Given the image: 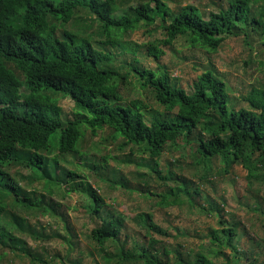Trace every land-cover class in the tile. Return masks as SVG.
<instances>
[{
  "label": "trees",
  "instance_id": "trees-1",
  "mask_svg": "<svg viewBox=\"0 0 264 264\" xmlns=\"http://www.w3.org/2000/svg\"><path fill=\"white\" fill-rule=\"evenodd\" d=\"M153 1L152 6L147 0L123 9L114 0H0L1 245L20 248L31 255L6 225L12 230L30 231L36 237H50L11 211L14 201L25 209L40 208L42 214L51 205L29 197L8 174L14 167L26 171L20 178L43 184L48 192L60 190L65 183L66 193L87 199L83 209L93 222L89 237L95 251L108 264H264V260L259 263L260 251L253 250L259 241L249 232V247L243 249L233 244L238 221L233 217L225 219L223 208L210 199H206L207 207L200 208L218 218L220 226L211 228L207 238L218 247L215 255H223L221 263H215L204 251L183 254L176 247H168L159 236L163 238L169 233L151 220L149 212L137 214L144 228L143 236L129 243L128 235L122 234V216L103 210L105 201L92 185L100 179L129 187L118 171L102 173L106 166L97 164L81 147L87 143V135L108 129L109 137L121 139L123 145L146 154L136 165L147 167L160 185L171 183L163 193L154 194L144 187L138 190L159 197L153 204L196 205L193 194H200L198 185L190 191L192 180L172 172V162H167L165 172L158 167L157 159L165 148H186L184 154L192 157L188 162L199 170V180L207 181L212 170L227 172L234 164L245 169V185L254 203L251 209L264 218V195H260L264 188V77L242 96L247 106L235 108L228 83L213 68L198 74L187 91L171 83L165 65L139 68L126 62L138 77L139 88L162 106L161 112L147 111L140 99H123L121 85L129 71L120 74L109 65L111 51L101 46L120 45L134 54L135 48L119 40L116 33L156 22L165 37L143 44L146 53L154 58L163 53L158 43H170L178 35L207 53L216 51L230 37L241 36L242 43L250 46L249 37L255 35L259 39L256 62L264 68V6L253 5L264 0H227L224 6L216 4L208 17L191 4L172 11L163 0ZM80 9H86L89 20L98 22L105 35L101 42L91 40L89 24L81 23L79 16L73 29L65 28ZM131 45L137 47L133 42ZM59 97L72 102L71 118L63 117ZM71 155L69 169L63 162L67 163ZM108 157L110 154L105 155ZM137 175L143 177L146 185L149 173ZM62 219L65 229L71 231L64 216ZM94 261L99 263L96 258Z\"/></svg>",
  "mask_w": 264,
  "mask_h": 264
},
{
  "label": "rangeland",
  "instance_id": "rangeland-1",
  "mask_svg": "<svg viewBox=\"0 0 264 264\" xmlns=\"http://www.w3.org/2000/svg\"><path fill=\"white\" fill-rule=\"evenodd\" d=\"M146 1L114 0L117 6L123 9H127L130 5L144 4ZM163 1L172 11H177L186 4L194 5L199 8L200 14L204 17H208L209 13L216 9V4L224 6L227 2V0ZM261 4L264 6L262 1L253 5L258 7ZM152 5H154V1L150 0V6ZM77 16L81 19V23L89 24L87 30L91 31L92 36L90 38L92 41L101 42L105 38L104 33L99 29L98 22L89 20L91 16L88 14V18L86 9H80L76 16L65 24L67 30H71L77 25ZM156 24L157 22L149 26H140L133 31L116 33L119 40L126 43L130 48H135L134 54L121 48L120 45L114 47L101 45L104 49L111 51L112 58L108 62L109 65L114 66L120 74H127L129 71L123 84H120V93L124 100L140 99L147 105V111L161 112L162 110L160 104L139 88L138 77L129 70V66L126 64V62H132L139 68H156V64L165 65L172 77L171 83L180 85L187 91H190V85L198 74L205 68H213L228 83L229 96L233 106L235 108L247 106L242 96L248 93L253 86H258V82H261L262 77H264V68H260L256 62L259 43L257 36L249 37L250 46L247 45V47L242 43L241 36L226 38L220 43L216 51L207 53L197 46H192L185 36L178 35L170 43H158L163 53L154 58L146 53V47L143 44L148 41H158L165 37L164 30L155 26ZM57 33H60L59 29ZM131 42L137 47L132 46ZM131 58H135V60L133 61ZM58 103L62 107L63 117L71 118L72 114L69 115L72 108L70 99L59 97ZM86 134L90 133L87 132ZM87 136H89L87 143L82 144L81 147L88 151L87 155L95 159L97 164L106 166L101 172L110 173L114 169L118 171L121 179L128 183L129 187H125L120 184L111 185L96 179L92 185L98 189V193L105 201L103 210L122 216L125 224L122 234L128 235L126 239L129 243L135 239L140 240L143 236L144 228L138 220L137 214L149 212L152 215L151 220L169 233L163 238L159 236L168 247L172 249L176 247L183 254L185 252L204 251L210 254L215 263H221L223 255H215V250L218 247L207 238V233L211 228L220 226L217 221L218 218L200 208V205L207 207L206 199H210L223 208L225 219L233 217L235 221H238V235L233 240V244L243 249L249 247L251 240L246 235V232H249L250 236L259 241V245L255 246L256 248L253 250L260 251L259 263L263 262L264 218L259 211L256 212L251 209L254 207L253 198L245 185V169L239 164H234L227 172L212 170V174L206 178L207 181L199 180L197 177L199 170L190 166L188 162L192 157L184 154L187 151L186 148H165L157 159L159 169L161 168L162 170H160L165 172L167 162H172L171 171L192 180L189 187L190 191L197 184L200 194H193L196 203L193 207L185 203L168 206L155 205L153 202L159 197L143 194L138 190L144 187L149 188L150 192L154 194L163 193V190L171 183L160 185L159 181L154 180L153 172H150L147 167L135 164L142 162V159L146 158V154L138 151L136 147H131V145H123L121 139L109 137L108 129L99 130L94 136ZM98 142L100 143L94 144ZM106 154H110V157L105 158ZM174 159L177 160L174 162ZM72 160L73 156H68V162H63V166L72 168L70 163ZM75 160L79 161L78 158ZM23 171L11 167L8 174L25 192L29 193L30 198L42 199L44 204H51V208L49 207L45 214H42L40 208L25 209L14 201L11 204V211L16 216L24 217L31 225H34L37 231L49 234L50 237H36L30 231L12 230L9 225H6V228L21 240V245L25 246L24 249L30 250L32 256L20 248H8L0 244V250H3L0 251V264H95L94 258L99 262L98 264H108L95 251L94 243L89 237V230L93 222L83 209L87 204V199L77 193H66L65 183L60 190L54 188L53 191L48 192L45 185L38 182L29 183L20 178L19 175ZM139 173H149L146 185L142 182L143 177L137 175ZM87 178L89 179L88 176ZM260 195H264V188L261 189ZM62 216L66 219L65 221H67L71 231L65 229ZM3 224L5 223L3 222ZM222 251L229 252L228 249Z\"/></svg>",
  "mask_w": 264,
  "mask_h": 264
}]
</instances>
